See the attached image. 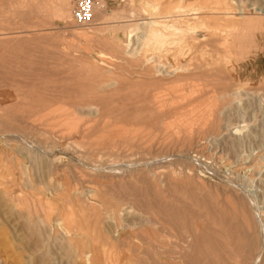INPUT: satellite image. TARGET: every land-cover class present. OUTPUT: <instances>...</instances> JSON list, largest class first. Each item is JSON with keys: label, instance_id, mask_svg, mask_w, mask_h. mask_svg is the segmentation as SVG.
Returning <instances> with one entry per match:
<instances>
[{"label": "rangeland", "instance_id": "rangeland-1", "mask_svg": "<svg viewBox=\"0 0 264 264\" xmlns=\"http://www.w3.org/2000/svg\"><path fill=\"white\" fill-rule=\"evenodd\" d=\"M92 1L81 24L73 0H0V264H264V0H223L187 80L203 94L159 113L163 76L120 43L168 2L214 0Z\"/></svg>", "mask_w": 264, "mask_h": 264}, {"label": "bare ground", "instance_id": "bare-ground-1", "mask_svg": "<svg viewBox=\"0 0 264 264\" xmlns=\"http://www.w3.org/2000/svg\"><path fill=\"white\" fill-rule=\"evenodd\" d=\"M157 1V0H156ZM175 1V0H174ZM178 1V0H177ZM161 2V1H160ZM168 2V1H167ZM180 2V1H179ZM214 2H215V6L213 7H208V10H207V12L206 11H204V12H206V14H204L203 13V11L201 12L200 10H202V8L199 10V7L198 8H188L189 6L188 5H190V4H188L187 2L185 3V2H182L181 4L180 3H177V4H173V3H175V2H173V3H171V5L169 4V2H168V5H169V8H168V5L166 6L167 7V9L166 8H163L164 10L162 11H159L158 12V9H157V12H158V14H160V16L158 15V14H156L155 16H159V19L156 21V19H154V20H150V21H148V22H146V23H144V25L141 27V32L140 33H138V34H136V35H134L135 36V38L133 39V41L134 42H132V41H128V40H126L125 42H122L121 40V42L122 43H120V44H123L124 45V47H125V49H123V54L124 55H130V56H135L136 57V62L135 63H137V64H139V65H137L138 66V69H139V67H142L141 68V70L144 72H147L148 74H150V73H154V72H156L157 74H161V76H163V79H157V81H155V82H157L158 84H160V85H163L165 88L163 89V90H158V92L155 94V96L154 97H150V98H153V99H150V100H152L151 101V105H150V103H149V105H148V103H146V105H148V106H152V105H154L155 106V113H157L156 112V110L158 111V113L159 112H161V111H163L165 108H167V107H170L169 105H171V103H175L176 102V100L178 99V98H181V99H184V100H186L187 102L188 101H190V102H194L192 99H194L198 94H200L201 92H203L204 90H202V91H198V90H200V89H196V87L197 86H194V85H192L193 83H190V81L188 82L187 80L189 79V78H191V76L192 77H195V75H193V73H196L197 72V70H201L202 68H204L203 67V65H204V63L206 64V62H205V59H203L201 56V53L203 54V51L205 50H201V49H198L201 45H204V44H206V43H208L209 42V40L211 39L210 37H209V35H210V32H209V35H207L206 33H204L203 32V30L201 29L202 27L204 28H206V26H204L208 21H206L205 22V20L206 19H209V18H211L213 21L212 22H215L217 19H220L219 20V22L221 23V21H223V20H221V18L223 19V18H229L230 17V13H228V12H230V11H228L227 12V10H226V4H225V2H223V0H214ZM157 3H158V1H157ZM164 4V3H163ZM225 4V5H224ZM228 4V3H227ZM156 5V4H155ZM165 6V5H164ZM192 6V5H191ZM228 6V5H227ZM99 6H96V5H94L93 3H92V12L96 9V8H98ZM157 8H158V6H157ZM162 8V7H161ZM155 9V7L153 6V10ZM204 9V8H203ZM204 10H206V9H204ZM129 11V10H128ZM130 13V12H129ZM231 15H232V12H231ZM240 16V15H239ZM233 17H234V15H233ZM232 17V18H233ZM158 18V17H157ZM148 19H149V17H148ZM210 19V20H211ZM224 19V21L223 22H227L226 20H229V19H231V18H229V19H226L225 20ZM236 19V18H235ZM209 20V21H210ZM143 21H141V23H142ZM211 22V21H210ZM218 22V21H217ZM229 22H231V20H229ZM220 23H216L217 25H219ZM228 23V22H227ZM233 23V22H232ZM223 24V23H222ZM210 25V24H209ZM221 25V24H220ZM212 26H214V25H212ZM216 26V25H215ZM139 27V26H138ZM210 27V26H209ZM208 26H207V28H209ZM222 27V26H221ZM228 27V26H227ZM206 28V29H207ZM211 28V27H210ZM207 29V30H214L215 29V27L212 29ZM219 29H220V27H219ZM222 29V28H221ZM220 29V30H221ZM100 30V29H99ZM206 30V31H207ZM216 30V29H215ZM217 30H218V28H217ZM219 30V31H220ZM225 30V29H224ZM223 30V31H224ZM227 30V29H226ZM225 30V31H226ZM113 31V30H112ZM218 31V32H219ZM225 31H224V33H225ZM217 32V31H216ZM19 33V32H18ZM21 33V32H20ZM214 34H216L215 32H213ZM212 33V34H213ZM227 33V32H226ZM11 34V33H10ZM83 34V33H82ZM135 34V33H134ZM219 34H220V32H219ZM229 34V33H228ZM224 35L225 36V38H224V36L222 35V34H220V36L222 35L223 36V39H221L220 37V39L218 38V35H217V38L219 39V40H215V41H218V42H220V40L221 41H223L224 42V40L226 41V37L227 36H229V35ZM1 35H3V33H1ZM16 35V34H15ZM11 36V35H10ZM215 35H213L212 37H214ZM2 37V36H1ZM132 37H133V35H132ZM216 38V36L214 37V39ZM231 38V37H230ZM24 39H25V37H24ZM130 39V38H129ZM104 41V40H103ZM137 41H141L140 42V44L142 43V46L145 48V47H148V44L150 43V42H152L153 44V46L155 47V50H156V48H157V50L158 51H161L162 50V52H163V54L161 55L163 58H164V60L165 61H163V60H161V59H159V55L157 54H153V55H151V54H149V56L147 55V53H146V51L143 49V50H140V52L141 51H143L142 53V55H141V53H139V51H137L136 50V46L137 45H135L136 43H137ZM150 41V42H149ZM211 41V40H210ZM100 42V41H99ZM132 42V43H131ZM136 42V43H135ZM211 42H214V41H211ZM218 42H216L217 43V45L219 46V44H218ZM101 43V42H100ZM99 43V44H100ZM222 43V42H221ZM98 44V45H99ZM117 44H118V42H117ZM120 44H118V45H120ZM139 44V45H140ZM214 44V43H213ZM226 44H227V42H226ZM95 45V44H94ZM135 45V46H134ZM228 45V44H227ZM215 46V45H214ZM223 46V45H222ZM221 46V47H222ZM115 47V46H114ZM113 47V48H114ZM204 47H206V46H204ZM216 47V46H215ZM116 49H117V47H115ZM120 48V47H119ZM138 48V47H137ZM141 48V47H140ZM217 48V47H216ZM219 48H220V46H219ZM85 49V48H84ZM115 50V49H114ZM154 50V49H153ZM152 50V51H153ZM154 50V51H155ZM156 50V51H157ZM118 51V50H117ZM155 51V52H156ZM201 51V53H199ZM222 51V50H221ZM112 52H114V51H112ZM154 52V53H155ZM161 52V53H162ZM204 52H207V51H204ZM118 53V52H117ZM117 53H115V54H117ZM160 53V52H159ZM208 54H209V52H207ZM215 53H220L219 51L217 52L216 50H215ZM215 53H214V56H215ZM114 54V55H115ZM140 54V55H139ZM212 54H213V52H212ZM158 56V57H156V56ZM205 55H207L206 53H205ZM220 55V54H219ZM120 56V55H119ZM188 57V58H187ZM204 57H206V56H204ZM208 57V56H207ZM211 56H209L208 58H210ZM220 57V56H219ZM117 58H119L118 57V54H117ZM121 58V57H120ZM181 58H185V60H183V62H180V60H182ZM212 58V57H211ZM210 58V59H211ZM215 58V57H214ZM214 58H212V59H214ZM122 59H123V55H122ZM126 59H128V58H126ZM188 59V60H187ZM216 60H217V58H216ZM82 61V60H81ZM130 61H132V60H130ZM207 61V60H206ZM133 62V61H132ZM152 62V64H150ZM91 64V63H90ZM94 64V63H93ZM210 64H212L211 62H209V60H208V64H206V65H210ZM136 66V67H137ZM111 68V67H110ZM134 68V67H133ZM68 69H69V67H68ZM205 69V68H204ZM120 70V69H119ZM156 73H155V75H156ZM92 74V73H91ZM140 74V73H139ZM76 75V74H75ZM152 75V74H151ZM170 77H172V79H170ZM159 78V77H158ZM164 81H167V82H164ZM176 83H179L178 85L176 84ZM181 83V84H180ZM205 83V82H204ZM111 84H113L114 85V81H111V83L109 82V83H107L106 84V86L107 85H111ZM145 84V83H144ZM174 84H176V85H174ZM197 84V83H196ZM100 85V84H99ZM199 85V84H198ZM100 86H102V85H100ZM104 86V85H103ZM177 86H179L180 87V89H178V90H174V89H172L173 87H177ZM216 86V85H215ZM105 87V86H104ZM108 87V86H107ZM106 87V88H107ZM116 87V86H115ZM115 87H114V90H117V88L115 89ZM119 89H120V86H119ZM134 89V88H133ZM103 90H105L104 88H103ZM103 90H102V92H103ZM111 90V89H110ZM113 90V89H112ZM113 90V91H114ZM115 92V91H114ZM113 92V93H114ZM117 92V91H116ZM90 93V92H89ZM100 93V92H99ZM98 93V96L100 95ZM104 94H105V92H103ZM107 93V92H106ZM109 93V92H108ZM118 93H120V91L118 92ZM118 93H116L117 95H118ZM109 94H111V93H109ZM201 94H203V93H201ZM228 94H230V93H228ZM89 95V94H88ZM90 95H91V93H90ZM97 95V94H96ZM102 95V94H101ZM123 95V94H122ZM152 95V94H151ZM153 96V95H152ZM93 97H94V95H93ZM142 97V96H141ZM198 97H199V95H198ZM201 97V96H200ZM96 98V97H95ZM197 98V97H196ZM89 99V98H88ZM94 99V98H93ZM93 99H91V100H93ZM101 99V98H100ZM99 99V101H102V100H100ZM142 99V98H141ZM86 101H87V99H85ZM90 100V99H89ZM106 100V98H104V100L102 101L103 103H104V101ZM140 100V99H139ZM138 100V101H139ZM206 100V99H205ZM96 101V103H97V99L95 100ZM95 101H94V103H95ZM107 101H108V98H107ZM137 101V102H138ZM141 101V100H140ZM142 101H144V99H142ZM147 101V100H146ZM145 101V102H146ZM186 101H184L185 103H186ZM88 102V101H87ZM90 102V101H89ZM112 102V101H111ZM145 102H143V104L145 103ZM183 102V101H182ZM183 102V103H184ZM189 102V103H190ZM196 102V101H195ZM209 102V101H208ZM82 103V102H81ZM100 103V102H99ZM107 103V102H106ZM139 103V102H138ZM87 104H89V103H87ZM102 104V103H101ZM109 104V103H108ZM142 104V103H141ZM177 104V103H176ZM182 104V103H181ZM3 105V104H2ZM183 105V104H182ZM204 105H205V103H204ZM80 106V105H79ZM82 106V105H81ZM80 106V107H81ZM86 105H84V107H85ZM153 106V107H154ZM179 106V105H178ZM184 106V105H183ZM186 106V105H185ZM188 106H190L189 104H188ZM98 107V109L100 108V105L99 106H97ZM96 107V108H97ZM144 107V106H143ZM187 107V106H186ZM199 107V106H198ZM82 108V107H81ZM94 108V107H93ZM104 108V107H103ZM145 108V107H144ZM216 108H217V106H216ZM215 108V109H216ZM91 109V108H90ZM101 109H102V106H101ZM145 109H147V108H145ZM152 109H154V108H152ZM213 109V108H212ZM215 109H214V111H215ZM84 110V109H83ZM93 110H95V108L93 109ZM97 110V109H96ZM63 111V110H62ZM81 111H82V109H81ZM145 111V110H144ZM149 111V110H148ZM151 111V110H150ZM150 111H149V113H150ZM91 112V111H90ZM97 112V111H96ZM153 112V111H152ZM151 112V113H152ZM202 112V111H201ZM200 112V113H201ZM64 113V112H63ZM95 113V112H94ZM105 113V112H104ZM165 113V112H164ZM88 114V113H87ZM99 114L100 113H98V118H100V116H99ZM148 114V113H147ZM202 114L204 115L205 114V116H207V117H210L211 116V113H209V110L207 111V110H204V113L202 112ZM213 114V113H212ZM66 115V114H65ZM80 115H82V114H80ZM85 115H86V113H85ZM85 115H82V116H84V117H86ZM96 115V114H95ZM138 115V114H137ZM199 115L201 116V114H198V115H196L195 117H199ZM202 115V116H203ZM142 116V115H141ZM152 116V115H151ZM59 117H61V116H59ZM103 117V116H102ZM105 117V116H104ZM140 117V116H139ZM172 117H173V115H172ZM176 117V116H175ZM195 117H193V119H192V117L191 118H187V119H191V120H194L195 119ZM216 116H214V118H215ZM141 118V117H140ZM143 118V117H142ZM167 118H171V117H167ZM175 119V118H174ZM210 119V118H209ZM208 119V120H209ZM216 119V118H215ZM5 120V119H4ZM39 120V119H38ZM101 120V119H100ZM188 120V121H189ZM207 120V121H208ZM214 120V119H213ZM86 121V120H85ZM145 122V121H144ZM169 122V121H168ZM169 123H171V121L169 122ZM173 123H174V121H173ZM212 123V122H211ZM213 123H214V126H215V122L213 121ZM176 125V124H175ZM213 126V125H212ZM217 126V125H216ZM215 126V127H216ZM208 127V126H207ZM210 127V126H209ZM198 130V129H197ZM200 131H201V129H199ZM208 130V129H207ZM204 131H205V129H204ZM211 131H213V129L211 130ZM215 131V130H214ZM197 132V131H196ZM208 132V131H207ZM201 133V132H200ZM203 133H205V132H203ZM11 134V133H10ZM13 136V135H12ZM11 136V137H12ZM200 141V140H199ZM201 144V143H200ZM90 149V148H89ZM39 150V149H38ZM42 152V151H41ZM135 163V162H134ZM137 163V162H136ZM131 164V163H130ZM129 164V166L128 165H126L127 167H130L131 165ZM132 165H136V164H132ZM154 165H155V163H154ZM136 167V166H135ZM134 167V168H135ZM122 168H125V167H122ZM142 168V167H141ZM94 169V168H93ZM100 169H101V167H100ZM118 169V168H117ZM136 169V168H135ZM138 169V168H137ZM140 169V168H139ZM91 170V169H90ZM110 170V169H109ZM122 170H124V169H122ZM113 171H115V169H113ZM92 172V171H91ZM94 172V171H93ZM111 172V171H110ZM130 172V171H129ZM143 172V171H142ZM96 173V172H95ZM132 173V172H131ZM184 174V173H183ZM106 177V176H105ZM167 177H168V175H167ZM166 177V178H167ZM109 179V178H108ZM167 181V180H166ZM161 187V186H160ZM203 194V193H202ZM91 195V194H90ZM93 195V194H92ZM224 195V194H223ZM103 197V196H102ZM106 197V196H105ZM96 199V198H95ZM102 199V198H101ZM104 199V198H103ZM108 199V198H107ZM223 199V198H222ZM242 199V198H241ZM109 201H110V199H108ZM116 200V199H115ZM118 201H119V199H117ZM63 201V200H62ZM105 201V200H104ZM118 201H117V203H118ZM227 201V200H226ZM218 202V201H217ZM105 203V202H104ZM108 203V202H107ZM111 203H113V201L111 202ZM116 203V202H115ZM114 203V204H115ZM221 203H222V201H221ZM242 203L244 204V201H242ZM114 204H112L113 205V208L116 206V205H118V204H115V206H114ZM66 206H67V204H66ZM218 206V205H217ZM216 206V207H217ZM225 206V205H224ZM226 206H228V205H226ZM230 206V205H229ZM236 206V205H235ZM245 206H246V203H245ZM117 207V206H116ZM215 207V208H216ZM220 207V205L218 206V208ZM249 207V206H248ZM67 208V207H66ZM238 208V207H237ZM107 209H109L110 210V208H109V206L107 207ZM117 209H118V207H117ZM124 209H126V207L124 208ZM171 209V208H170ZM240 208H238V210H239ZM176 210V209H175ZM215 210H217V209H215ZM220 210H221V208H220ZM113 211H114V209H113ZM118 212H119V209L117 210ZM123 211V210H122ZM219 211V210H218ZM235 211H237V210H235ZM245 211H246V209H245ZM166 212V211H165ZM171 212V211H170ZM200 212V211H199ZM221 212V211H220ZM224 212V211H223ZM238 212V211H237ZM242 212V211H241ZM129 213V212H128ZM171 213H173V212H171ZM218 213V212H217ZM234 213V212H233ZM112 214H113V212H112ZM114 214H115V212H114ZM120 214V213H119ZM168 214V213H167ZM219 214V213H218ZM221 214V213H220ZM220 214H219V216H220ZM248 214H249V212H248ZM66 215V214H65ZM68 215V214H67ZM66 215V216H67ZM116 215H117V213H116ZM223 215V214H222ZM160 216V215H159ZM228 216V215H227ZM241 216H243V215H241ZM247 217H249V215H247ZM69 218V217H68ZM199 218V217H198ZM226 218V217H225ZM228 218V217H227ZM220 219V218H219ZM69 220V219H68ZM166 220V219H165ZM218 220V219H217ZM222 220V219H221ZM216 221V220H215ZM250 221V220H249ZM198 222V221H197ZM210 222V221H209ZM219 222V221H218ZM172 223V222H171ZM195 223V222H194ZM216 223V222H215ZM222 222H220V224H221ZM198 224V223H197ZM246 224H248V223H246ZM70 225V224H69ZM209 225V224H208ZM212 225H210V227H211ZM216 226H218L219 227V225L217 224ZM80 227V226H79ZM178 227V226H177ZM215 227V226H214ZM196 228V227H195ZM194 228V229H195ZM198 228V227H197ZM199 228H200V226H199ZM202 228V227H201ZM213 228V227H212ZM191 229V232H192V228H190ZM203 229V228H202ZM75 230V229H74ZM101 230V229H100ZM161 230H164L163 229V226H162V229H160L159 231H161ZM215 230V229H214ZM213 230V231H214ZM217 230V229H216ZM216 230L214 231V232H216ZM218 230H220V229H218ZM79 231V230H78ZM165 231H166V229H165ZM178 231V230H177ZM189 231V230H188ZM210 231V230H209ZM193 232H194V230H193ZM197 232H198V230H197ZM212 232V231H211ZM161 233H162V231H161ZM173 233V232H172ZM196 233V232H195ZM195 233H193L194 235H193V238L195 237V238H197L196 236H195ZM217 233V232H216ZM220 233V232H219ZM164 235V234H163ZM213 235V234H212ZM215 235V234H214ZM217 235V234H216ZM119 236V235H118ZM188 236V235H187ZM200 236H202L201 234H200ZM215 237V236H214ZM213 237V238H214ZM176 238V237H175ZM259 238V237H258ZM73 239V238H72ZM201 239V238H200ZM201 241V240H200ZM229 244V243H228ZM227 244V246H229ZM162 246V245H161ZM163 247V246H162ZM260 247H261V245H260ZM165 248V247H164ZM163 248V249H164ZM166 249V248H165ZM166 251V250H165ZM162 252H163V250H162ZM173 252V251H172ZM176 253V252H175ZM178 253V252H177ZM152 255V254H151ZM163 255V254H162ZM256 255V254H255ZM259 257H260V253H258L255 257H253V261L251 262V264H257L258 263V261H259ZM194 258V257H193ZM235 259H236V257H234ZM162 259V258H161ZM153 261V260H152ZM160 261V260H159ZM163 262H165V261H163Z\"/></svg>", "mask_w": 264, "mask_h": 264}, {"label": "built area", "instance_id": "built-area-1", "mask_svg": "<svg viewBox=\"0 0 264 264\" xmlns=\"http://www.w3.org/2000/svg\"><path fill=\"white\" fill-rule=\"evenodd\" d=\"M92 0H73V18L81 23L88 24L92 19Z\"/></svg>", "mask_w": 264, "mask_h": 264}]
</instances>
